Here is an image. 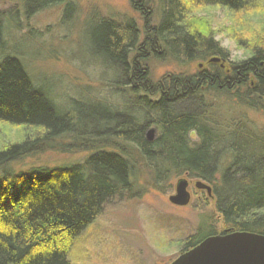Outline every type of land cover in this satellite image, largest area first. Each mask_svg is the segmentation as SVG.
I'll list each match as a JSON object with an SVG mask.
<instances>
[{
    "label": "trees",
    "instance_id": "obj_1",
    "mask_svg": "<svg viewBox=\"0 0 264 264\" xmlns=\"http://www.w3.org/2000/svg\"><path fill=\"white\" fill-rule=\"evenodd\" d=\"M138 1L136 9L144 14L148 4ZM260 1L159 0L162 19L151 29L145 44L155 54L159 46L163 47L161 57H170L179 65L206 62L216 56L226 58L229 53L216 41L206 20L197 17L198 12L213 7L247 12L257 8ZM4 17L0 13V122L38 131L21 143L0 149V264H71L75 242L105 204L120 195L134 198L138 193L141 167L150 186L158 191L169 189L173 179L185 175L210 185L224 225L221 235H264V150L257 144L248 150L247 144L241 146L243 141L249 144L257 139L249 127H242L248 122L223 124L222 116L207 101L211 93H220L212 86V79L220 76L225 82L224 73L214 69L152 84L148 69L141 63L147 56L139 54L131 60L140 40V30L133 21L118 24L101 19L103 26L94 35L102 57L111 61L115 74L123 76L122 89L130 93V86L133 99L145 108L131 115L128 123L114 126L113 118L104 120L107 130L126 146H119L116 152L111 135L102 134L96 142L99 151L83 165L13 173V164L24 159L66 152L57 141L70 134L74 118L62 113L48 94L35 86L18 58L7 54ZM145 28L149 29L147 25ZM260 45H249L254 54L249 61L233 64L241 76H248L252 69H258V78L264 75L260 66L264 42ZM260 81L255 88L248 85L241 92L226 88L221 92L259 108L264 96V81ZM139 93L143 96L136 97ZM155 94L159 95L157 100ZM117 118L122 115L117 114ZM152 128L158 134L149 141L146 133ZM192 133L198 136V143H192ZM217 235V224L211 225L210 218H204L196 234L182 240V254Z\"/></svg>",
    "mask_w": 264,
    "mask_h": 264
},
{
    "label": "rangeland",
    "instance_id": "obj_2",
    "mask_svg": "<svg viewBox=\"0 0 264 264\" xmlns=\"http://www.w3.org/2000/svg\"><path fill=\"white\" fill-rule=\"evenodd\" d=\"M137 2L0 0V13L6 17L3 21L7 54L18 58L35 86L42 88L62 113L74 118L70 134L57 141L66 147V152H47L24 159L13 164V173H26L37 167L83 165L99 151L96 142L102 134L111 135L114 151L119 152V146H126L107 130L104 120L108 116L113 118L114 126L118 122L128 123L131 115L140 110L143 112L145 108L133 99L130 86L127 87L130 93L122 89L123 76L115 74L111 61L104 59L95 47L94 35L103 26L101 19L118 24L133 21L138 25L140 40L131 60L139 54L147 56L146 62L141 63L148 69L152 84L162 83L168 77H192L204 73L199 65L208 64L206 62L179 65L170 57H161L165 51L161 46L157 48L158 54L149 51L151 48L144 45L145 39L161 22V6L159 0H145L148 7L143 14L136 9L139 8ZM50 3L54 4L41 8ZM197 17L206 20L216 41L229 53L226 58L233 64L249 61L254 55L249 45L262 46L260 44L264 42V0L251 11L235 13L213 7L201 9ZM237 39H242V43ZM219 92L207 97L212 110L222 116L225 125L248 122V126L242 127H249L254 138L260 141L256 139L249 144L243 141L240 145L245 147L247 144L245 149L248 150L257 144L264 150V96L260 99V107L254 108L241 103L232 93ZM139 96L143 93L136 95ZM158 98L155 94V99ZM119 113L122 118H117ZM37 131L35 127L0 122V149L21 143ZM157 134L156 130L154 139ZM190 139L194 144L199 142L195 133L190 134ZM140 175L134 198L120 195L110 199L94 223L75 242L70 253L71 264H172L189 252L182 254L181 242L196 234L204 218L209 217L210 224L216 223L217 232L223 233L224 225L214 197L210 198L206 191L196 188L199 180H191L186 175L177 177L169 189L158 191L154 185L150 186L142 167ZM180 179L190 182L192 199L187 207L175 206L169 199L176 194Z\"/></svg>",
    "mask_w": 264,
    "mask_h": 264
},
{
    "label": "water",
    "instance_id": "obj_3",
    "mask_svg": "<svg viewBox=\"0 0 264 264\" xmlns=\"http://www.w3.org/2000/svg\"><path fill=\"white\" fill-rule=\"evenodd\" d=\"M218 61L219 59H212L209 63ZM155 133V129L149 130V141L154 140ZM189 186L187 179H180L176 184V194L169 198L170 202L178 207H187L192 199ZM196 188L206 191L213 198V190L205 182L197 181ZM172 264H264V235L227 232L211 236Z\"/></svg>",
    "mask_w": 264,
    "mask_h": 264
},
{
    "label": "flooded vegetation",
    "instance_id": "obj_4",
    "mask_svg": "<svg viewBox=\"0 0 264 264\" xmlns=\"http://www.w3.org/2000/svg\"><path fill=\"white\" fill-rule=\"evenodd\" d=\"M146 46V44H144ZM222 61H219L217 64L216 63H209L208 61H206V65H204V63H200V65H204L202 68H200L201 70L204 71V73H209L212 70L215 69V71H220L222 73H224V76L226 77V81L224 82V77H220L217 76L216 78L212 79V86L218 88L219 90H225L228 89L230 91H237V92H241L243 91L244 88H246L248 85L251 88H255L257 86V84H260V78L264 81V75L260 76V78H258L257 76V70H253L252 72L248 73V76H241V72L237 71L234 67H233V62L229 61L228 58H222ZM211 60V59H210ZM199 65V66H200ZM220 65V66H218ZM260 66L263 68V74H264V62H262L260 64ZM212 76L214 74H211ZM222 84V85H221Z\"/></svg>",
    "mask_w": 264,
    "mask_h": 264
},
{
    "label": "bare ground",
    "instance_id": "obj_5",
    "mask_svg": "<svg viewBox=\"0 0 264 264\" xmlns=\"http://www.w3.org/2000/svg\"><path fill=\"white\" fill-rule=\"evenodd\" d=\"M212 59H219V61H222V59L220 57H217V56L216 57H212L211 60Z\"/></svg>",
    "mask_w": 264,
    "mask_h": 264
}]
</instances>
